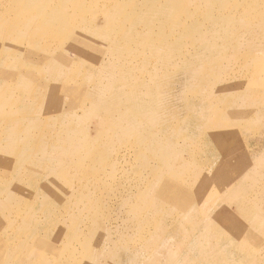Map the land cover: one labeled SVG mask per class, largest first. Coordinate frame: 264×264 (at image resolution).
<instances>
[{
    "label": "rangeland",
    "instance_id": "obj_1",
    "mask_svg": "<svg viewBox=\"0 0 264 264\" xmlns=\"http://www.w3.org/2000/svg\"><path fill=\"white\" fill-rule=\"evenodd\" d=\"M0 33V134L64 144L2 157L20 168L0 165V264H258L264 212L242 197L264 180V0H0ZM209 104L241 123L204 129Z\"/></svg>",
    "mask_w": 264,
    "mask_h": 264
},
{
    "label": "bare ground",
    "instance_id": "obj_2",
    "mask_svg": "<svg viewBox=\"0 0 264 264\" xmlns=\"http://www.w3.org/2000/svg\"><path fill=\"white\" fill-rule=\"evenodd\" d=\"M0 38L1 39H5V40H7L6 39V37L2 34V33H0ZM215 73V72H214ZM10 74H13L14 75V67L13 68H11V69H9L8 71H6L5 72V74L4 75H2V76H0V82H1V80L2 79H4L6 76H8V75H10ZM216 74V73H215ZM178 75H180V74H178ZM217 75H218V73H217ZM215 76V75H214ZM228 76V75H227ZM179 77H181V76H179ZM185 77V76H184ZM187 78V77H186ZM178 79V78H177ZM177 79H174V80H177ZM187 80V79H186ZM222 81V80H221ZM243 83V82H242ZM219 84H221V83H219ZM229 85V84H228ZM232 86V85H231ZM237 86V85H236ZM239 86V85H238ZM235 87V86H234ZM240 87V86H239ZM219 88V87H218ZM235 88H237V87H235ZM10 88L8 87V86H6V85H0V104L2 105V106H4V105H14V95H13V93H11V94H9L8 95V93H7V91L9 90ZM227 89V88H226ZM218 90V89H217ZM220 91V90H219ZM227 91V90H226ZM232 90H230V92H231ZM240 91V90H239ZM259 91V90H258ZM8 92H11L10 90L8 91ZM225 93V92H224ZM260 93V92H259ZM210 94V93H209ZM228 94V93H227ZM220 95V94H219ZM232 95V94H231ZM223 96V95H222ZM235 96V97H234ZM171 97V96H170ZM228 97H230L229 96V94H228ZM233 98H234V100L235 101H240L241 103H242V106H245L246 105V107H245V109L246 110H252V108H256L254 105H247L246 104V99H245V96H242V95H240V94H237V95H233ZM208 99V98H207ZM177 102V101H176ZM180 102V101H179ZM184 102V101H183ZM171 103V102H170ZM181 103H182V101H181ZM195 103V102H194ZM220 103V102H219ZM237 104V103H236ZM236 104H233L234 105V108H236L235 107V105ZM181 105V104H180ZM199 105H201V104H199ZM204 105V104H203ZM240 107L239 109H240V111H242L243 109H244V107ZM180 107H182V106H180ZM171 108V107H170ZM259 107L257 106V109H258ZM169 109V108H168ZM172 109V108H171ZM171 109H170V111H171ZM178 109V108H177ZM256 109V110H257ZM180 110V109H179ZM169 111V112H170ZM184 111V110H183ZM161 112V111H160ZM159 112V113H160ZM172 112V111H171ZM1 113V112H0ZM165 113V112H164ZM180 113H182V112H180ZM4 114V113H3ZM167 114V113H166ZM170 114V113H169ZM168 114V115H169ZM5 116H6V114H4ZM161 115V114H160ZM253 115V114H252ZM201 116H202V118H200L201 120L203 119V124H201L203 127H204V129H208L209 131H212L213 132V130H224V132H228V131H230V130H232V127L233 126H236V124H240L239 122H237L236 121V119L235 120H233L232 118H227V116H226V114L222 111V110H219L218 108H217V106H215V105H212V104H209V105H207V106H205V109H202L201 110ZM165 117V116H164ZM172 117V116H171ZM155 118H157V117H155ZM181 118H182V116H181ZM200 119H197L199 122H201V120ZM224 119V121L225 122H221L222 120ZM3 121H4V123L3 124H6L7 122H5V119H3ZM169 121H171V120H169ZM9 123L5 126V128H8V133L7 132H5V133H2V134H0L1 136H2V140L0 141V165H1V167L3 168L2 170H4V171H7V170H16V171H18V169L20 168V165L19 164H14L13 166H12V168L10 169V167L9 166H7V165H3V160H2V157H4V155L5 154H7V155H9V156H11L12 154H14L15 152H16V150H17V153L19 152V151H21V152H23L22 153V155H21V157H22V161H30L31 163L32 162H34V161H38V160H40V159H38L37 157H36V154H39V151H34V150H27V151H25V149H27L29 146H28V141H27V139L25 140V138H21V134L19 133V131L17 130L18 129V124L17 123H15L14 122V119L13 120H9L8 121ZM175 122V121H174ZM163 123H164V121H163ZM170 123H172V122H170ZM158 124V123H157ZM165 124H166V122H165ZM160 125V124H159ZM153 126H154V124H153ZM158 126V125H157ZM159 127V126H158ZM0 128H4V125H0ZM155 129V128H154ZM211 132V133H212ZM223 132V131H222ZM217 133V132H216ZM230 133V132H229ZM234 133V132H233ZM232 133V134H233ZM253 133V132H252ZM262 133V132H261ZM16 134H18L19 135V137H20V140H18V139H14V136L16 135ZM156 134V133H155ZM213 134V133H212ZM218 134H219V132H218ZM223 134V133H222ZM226 134V133H225ZM138 135V134H137ZM234 135V134H233ZM238 135V134H237ZM230 136H232V135H230ZM236 136V135H235ZM235 136H234V138H235ZM262 137H264V136H262ZM261 137V138H262ZM164 138V137H163ZM213 138H216V139H220V138H224L223 136H218V135H215ZM233 138V140H235ZM251 139L253 138L252 136L250 137ZM247 139V138H246ZM135 140V139H134ZM18 141L20 142V144L19 145H14V144H17L18 143ZM232 141V140H231ZM252 141V140H251ZM250 141V142H251ZM132 142V141H131ZM143 143V142H142ZM222 144H224V143H222ZM251 144H253V143H251ZM234 145H236V144H234ZM255 145V144H254ZM228 146V145H227ZM240 146V145H239ZM251 147H254V146H251ZM20 148H22V150L20 149ZM232 148V147H231ZM234 148V147H233ZM235 149V148H234ZM130 150H132V149H130ZM225 150V149H224ZM237 150V149H236ZM253 150H255V149H253ZM147 151V150H146ZM145 151V152H146ZM135 152V151H134ZM242 152V151H241ZM136 153V152H135ZM195 153H196V151H194V152H190L189 154L191 155V154H193V155H195ZM32 154H33V157H32ZM138 154V153H137ZM229 154V153H228ZM252 154V153H251ZM258 154V153H257ZM24 156H26V159L24 160ZM43 156H45V155H43ZM43 156H41L43 159L42 160H46L47 159V157H50L49 155L48 156H45V157H43ZM136 157V156H135ZM253 157V156H252ZM255 158V157H254ZM34 159V160H33ZM252 160V159H251ZM22 161H20V163L22 162ZM41 161V160H40ZM229 162V161H228ZM34 164V163H33ZM260 168V167H259ZM257 169V168H256ZM137 170V169H136ZM168 170V169H167ZM4 171H3V173H4ZM172 171V170H171ZM184 170H182L181 172H183ZM186 171V170H185ZM33 172V171H32ZM173 173H178V172H176V171H172ZM172 172H171V174H172ZM217 172V171H216ZM51 173H54V172H51ZM251 173H254V174H250ZM40 174V173H39ZM104 174H105V172H104ZM180 174V173H179ZM178 174V175H179ZM7 176H8V174H6ZM23 175V174H22ZM32 175V174H31ZM103 175V174H102ZM178 175H176L177 177H178ZM2 176V175H1ZM170 176V175H169ZM192 176V175H191ZM255 165H253V167L252 168H250L247 172H246V174L244 175V177L241 179V181H242V184L244 183L245 184V182H247V180L250 182V183H252L253 182V180H254V178H255ZM3 177V176H2ZM9 177V176H8ZM7 177V178H8ZM22 177V176H21ZM26 177V176H25ZM30 177V176H29ZM101 177V176H100ZM225 177H226V175H225ZM33 178V177H32ZM48 178H51V181L52 182H55L56 181V179L55 178H52L51 177V175H49L48 174ZM29 179V178H28ZM34 179V178H33ZM30 181V180H29ZM117 181V180H116ZM261 182V183H260ZM260 182H258V181H254V186H253V189H249L245 194H244V196L242 197V202H243V204H244V206L245 207H247V208H249V209H252V210H255V211H260V212H264V194L263 195H261V196H256L254 199H252L251 198V196H252V194L253 193H255V194H259L260 192H261V190L262 189H264V180H263V182L262 181H260ZM163 183V182H162ZM175 184V183H174ZM21 185H23V184H21ZM118 186H120V184L118 183ZM117 186V187H118ZM166 186V185H165ZM245 186V185H244ZM244 186H241V187H244ZM24 187V186H23ZM121 187V186H120ZM123 188V187H122ZM24 189V188H23ZM22 189V190H23ZM80 189V188H79ZM124 189V188H123ZM171 189V188H170ZM163 190V189H162ZM67 191V190H66ZM161 192V191H160ZM159 193V192H158ZM184 193H185V191H184ZM184 193H183V195H184ZM96 195V194H95ZM182 195V194H181ZM18 197H19V195H17ZM95 197V196H94ZM97 197V196H96ZM157 197V196H156ZM160 197V196H159ZM22 198V197H21ZM99 198V197H98ZM4 199H7V201L8 202H10V201H14V189L10 192V193H7V195H6V197L4 198ZM39 201H41V200H39ZM257 202H261L260 204H257ZM79 204V203H78ZM83 204V203H82ZM92 206V205H91ZM107 208V207H106ZM71 209V208H70ZM80 209V208H79ZM85 209V208H84ZM90 209H91V207H90ZM100 210V209H99ZM118 212H120V211H118ZM79 213V212H78ZM85 213V212H84ZM256 213V212H255ZM67 214V213H66ZM69 214V213H68ZM95 214V213H94ZM163 214V213H162ZM162 214H160V215H162ZM256 214H261V213H256ZM71 215V214H70ZM111 215V214H110ZM119 215V214H118ZM76 217V216H75ZM85 217H87V216H85ZM92 218H94V217H92ZM96 218V217H95ZM111 218V217H110ZM66 219H68V217L66 218ZM65 219V220H66ZM76 218H74V220H75ZM84 219H87V218H84ZM90 219V218H89ZM73 220V221H74ZM88 220V219H87ZM91 220V219H90ZM250 220V222L251 221H254L253 219H249ZM248 219H246V223H249L248 221H249ZM59 221H60V219H59ZM84 221V220H83ZM68 222V221H67ZM91 222V221H90ZM69 223V222H68ZM260 224H259V227H263L264 226V224L262 223V222H259ZM86 224V223H85ZM62 227V226H61ZM105 227V226H104ZM54 228V227H53ZM112 229V228H111ZM53 230V229H52ZM61 230V229H60ZM57 231V230H56ZM178 231V230H177ZM59 232V231H58ZM62 232H63V230H62ZM229 232H230V230H229ZM103 233V232H102ZM182 233V232H181ZM60 234V233H59ZM255 236V233H252V236ZM103 236V235H102ZM182 237V236H181ZM257 237L258 238H262V236L260 235V234H258L257 235ZM98 238V237H97ZM101 238V237H100ZM57 238H54V240H56ZM61 239V238H60ZM73 238H71L70 239V241L72 240ZM95 239V238H94ZM63 240V239H62ZM75 240H77V238L75 239ZM57 241V240H56ZM72 242V241H71ZM79 242V241H78ZM65 243V242H64ZM80 243V242H79ZM78 243V244H79ZM77 244V243H76ZM72 245V244H71ZM78 246V245H77ZM164 246V245H163ZM170 247V246H169ZM167 248V247H166ZM124 252H127V250L125 251V250H123ZM158 251V250H157ZM166 251H167V249H166ZM162 252V251H161ZM164 253V252H163ZM164 255V254H163ZM122 256V255H121ZM165 256V255H164ZM118 257V256H117ZM163 257V256H162ZM166 257V256H165ZM221 257V261H224L225 263H228V264H230L229 262H228V260H226L224 257H225V255L224 256H220ZM114 258V257H113ZM119 258H121V257H119ZM217 258V257H216ZM173 261H174V259H172ZM218 260V259H217ZM220 261V262H221ZM227 261V262H226ZM219 262V263H220ZM125 263V262H124ZM129 263V262H128ZM127 263V264H128ZM257 263L258 264H264V254L261 256V258L257 261ZM126 264V263H125ZM253 264V263H252Z\"/></svg>",
    "mask_w": 264,
    "mask_h": 264
},
{
    "label": "crops",
    "instance_id": "obj_3",
    "mask_svg": "<svg viewBox=\"0 0 264 264\" xmlns=\"http://www.w3.org/2000/svg\"><path fill=\"white\" fill-rule=\"evenodd\" d=\"M8 82L9 84L10 83H12V82H14V75L13 74H10V75H8V76H6L4 79H2L1 80V82H0V84L1 83H3V82ZM4 83V84H1V85H6V86H8L11 90L10 91H12V87L9 85V84H7V83ZM16 101V100H15ZM14 101V102H15ZM46 110H44L43 112H45ZM42 112V113H43ZM23 113H30V111H28V110H24L23 111ZM44 114V113H43ZM15 122V121H14ZM19 126H18V131H19V129H21V127H22V124L20 125L19 123H17ZM25 128H23V130H20L19 131V133L21 134V132H22V136L24 135V133H23V131L25 132L27 129H28V126L27 125H23ZM31 128H33V127H31ZM29 130V129H28ZM70 137H75V136H70ZM58 138L59 137H57V141H59L58 140ZM14 139H18V140H20V137H19V135L18 134H16L15 136H14ZM70 140H72L71 138H70ZM57 141H55L56 143V146H51L50 144H45V145H43V146H38V147H28L27 149H25V151H27V150H34V151H39V156H43V155H45V156H48V154L50 153V151H61L62 150V148H63V146H64V144H62V142H57ZM20 144V142L18 141V143L17 144H14V145H19ZM67 144H69V143H67ZM71 144V143H70ZM57 145H58V147H57ZM47 152H49V153H47ZM45 156H43V157H45ZM32 157H33V154H32ZM38 158V157H37ZM34 160V159H33ZM41 160V159H40ZM42 161H44V160H41V162ZM49 175H51V177L52 178H55L56 179V177H53L52 176V174H50L49 173ZM60 208H62V207H60Z\"/></svg>",
    "mask_w": 264,
    "mask_h": 264
}]
</instances>
